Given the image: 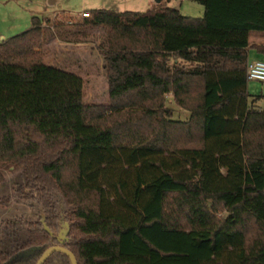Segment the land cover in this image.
<instances>
[{"label": "trees", "instance_id": "16d2710c", "mask_svg": "<svg viewBox=\"0 0 264 264\" xmlns=\"http://www.w3.org/2000/svg\"><path fill=\"white\" fill-rule=\"evenodd\" d=\"M172 1L88 11L78 25L113 35L107 108L87 106L82 77L36 51L66 19L35 17L0 44V163L22 167L43 206L26 236L0 240V264H35L14 258L51 246L65 222L78 264H264V110L247 78L249 49L264 55L250 45L264 0H188L202 18ZM170 97L187 122L165 108ZM130 108L155 120L148 135ZM56 193L71 212L58 213ZM55 257L70 264H45Z\"/></svg>", "mask_w": 264, "mask_h": 264}, {"label": "rangeland", "instance_id": "374dc122", "mask_svg": "<svg viewBox=\"0 0 264 264\" xmlns=\"http://www.w3.org/2000/svg\"><path fill=\"white\" fill-rule=\"evenodd\" d=\"M156 5L157 0H0V43L2 37L7 40L30 30L35 17L53 20L57 14L65 13L60 14L58 18L66 19L69 29L54 31L55 37H48L44 45L36 51L39 50L46 64L63 68L82 77L87 106L107 108L112 102L109 97L103 54L109 49L108 42L113 35L107 28H80L78 25L83 19L80 15L84 11L99 9L146 13ZM167 5L192 18H202L205 12L202 5L188 0H175ZM71 23L75 24L73 28ZM250 40L252 43L264 44V34L252 33ZM250 53L253 56L256 54L253 49ZM258 58L264 60L257 56ZM248 93L252 96L251 99L260 97L255 105L257 109L264 110V83L249 81ZM165 106L173 111V119L184 122L189 120L190 112L177 106L172 97L168 98ZM128 112H132L131 118L147 135L156 127L153 118L148 120L142 115L143 108H130L123 114ZM109 115L112 116L108 113L107 116ZM0 177V240L5 241L7 245L10 239L18 240L19 237L26 236L30 224L41 221L39 218L43 210L42 195L39 189L27 187L22 167L0 163ZM52 201L55 202L58 213L71 212L72 206L60 194L56 193ZM8 245L12 250L11 247L15 243ZM55 258L53 261L57 259Z\"/></svg>", "mask_w": 264, "mask_h": 264}, {"label": "water", "instance_id": "95a60500", "mask_svg": "<svg viewBox=\"0 0 264 264\" xmlns=\"http://www.w3.org/2000/svg\"><path fill=\"white\" fill-rule=\"evenodd\" d=\"M162 0H157V4H160ZM53 3V2H51ZM42 222H45V219L43 218ZM64 226V228L60 231L59 233V245L57 246H52L46 249H42V247H32L22 253H20V257H25V256H29L32 255L34 252L37 251H42V254L40 256V258L38 259V261L36 262V264H45L46 261L55 253H59V254H63L65 256H67L70 260L71 264H78V261L76 259V257L74 256V254L67 249L64 245L65 243L68 241L67 235L69 233V225L68 223H63L62 227ZM44 228L45 230L50 233L51 236H54L52 232H50V230L48 229V227L46 226V224L44 223Z\"/></svg>", "mask_w": 264, "mask_h": 264}, {"label": "built area", "instance_id": "2783aa9c", "mask_svg": "<svg viewBox=\"0 0 264 264\" xmlns=\"http://www.w3.org/2000/svg\"><path fill=\"white\" fill-rule=\"evenodd\" d=\"M82 18H88L90 13L84 11L81 15ZM247 78L249 81H259L264 83V61H255L248 64Z\"/></svg>", "mask_w": 264, "mask_h": 264}, {"label": "flooded vegetation", "instance_id": "af4514ba", "mask_svg": "<svg viewBox=\"0 0 264 264\" xmlns=\"http://www.w3.org/2000/svg\"><path fill=\"white\" fill-rule=\"evenodd\" d=\"M64 228V226L62 227V229ZM61 229V230H62ZM60 233V232H59ZM59 233L57 234V235H55L54 236V241H53V243H52V245L51 246H49V247H52V246H57V245H59V242H60V240H59ZM65 246V245H64ZM48 247V248H49ZM42 249H44V248H42ZM46 249V248H45ZM22 252H24V251H22ZM22 252H20V253H22ZM20 253L19 254H17V256L14 258V259H20V260H28V259H33V258H35V256L37 255L38 257V259L40 258V256H41V254H42V251H37V252H34L32 255H29V256H25V257H20ZM56 254H59V253H55L54 255H52L51 257H53V256H55ZM61 255H63V254H61ZM65 256V255H64ZM50 257V258H51ZM67 259H68V261H69V263H70V260H69V258L67 257V256H65ZM49 258V259H50ZM38 259H37V261H38ZM48 259V260H49ZM47 260V261H48ZM36 261V262H37ZM46 261V262H47ZM36 264V263H35ZM54 264H65V261L63 260V259H57V261L55 260L54 261ZM71 264V263H70Z\"/></svg>", "mask_w": 264, "mask_h": 264}, {"label": "crops", "instance_id": "0c3cea01", "mask_svg": "<svg viewBox=\"0 0 264 264\" xmlns=\"http://www.w3.org/2000/svg\"><path fill=\"white\" fill-rule=\"evenodd\" d=\"M53 3H54V1H52ZM52 3V4H53ZM60 14H63V13H59V14H57V15H60ZM65 14V13H64ZM56 16V15H55ZM54 16V17H55ZM22 34V33H21ZM20 35V34H19ZM16 36H18V35H16ZM15 37V36H14ZM11 38H13V37H11ZM11 38H9V39H11ZM9 39H7V40H4V38L2 37V42L0 43V44H2V43H4V42H6V41H8ZM250 45L252 46V45H257V46H264V44H256V43H252L251 42V40H250ZM251 49H253L255 52H256V54L253 56L252 55V53H250V50ZM257 56L258 57H262V58H264V55L263 54H261V53H259L258 51H257V49H255V48H250L249 49V51H248V62L249 63H252V62H255V61H264V60H261V59H257Z\"/></svg>", "mask_w": 264, "mask_h": 264}]
</instances>
